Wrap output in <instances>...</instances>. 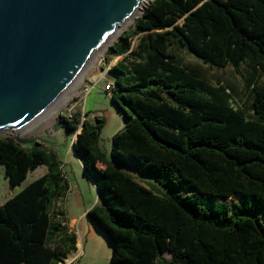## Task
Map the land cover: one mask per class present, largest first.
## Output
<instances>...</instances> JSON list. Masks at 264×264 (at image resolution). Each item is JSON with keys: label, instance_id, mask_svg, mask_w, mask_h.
Masks as SVG:
<instances>
[{"label": "trees", "instance_id": "16d2710c", "mask_svg": "<svg viewBox=\"0 0 264 264\" xmlns=\"http://www.w3.org/2000/svg\"><path fill=\"white\" fill-rule=\"evenodd\" d=\"M179 49L242 72L249 104L235 107L231 87ZM108 54L124 56L110 72L126 117L111 159L103 116L60 122L71 138L81 129L75 150L101 202L88 215L113 246L109 264H264V0H150ZM0 163L12 188L48 168L0 206V264L63 263L77 235L58 152L0 133Z\"/></svg>", "mask_w": 264, "mask_h": 264}, {"label": "water", "instance_id": "95a60500", "mask_svg": "<svg viewBox=\"0 0 264 264\" xmlns=\"http://www.w3.org/2000/svg\"><path fill=\"white\" fill-rule=\"evenodd\" d=\"M149 1L0 0V133L53 148L23 130L55 106L116 28Z\"/></svg>", "mask_w": 264, "mask_h": 264}, {"label": "rangeland", "instance_id": "374dc122", "mask_svg": "<svg viewBox=\"0 0 264 264\" xmlns=\"http://www.w3.org/2000/svg\"><path fill=\"white\" fill-rule=\"evenodd\" d=\"M145 5L140 8L139 13L135 15L133 20L123 25L120 32L112 38L108 45L97 53L80 78H78L76 83L71 87L70 91L68 93L66 92L62 100L37 122L23 130L24 137L33 138L42 136L56 143L54 149L58 152L61 160H63L64 150L71 147V137L68 138V144L66 145L64 130L55 125L59 124L62 112L72 108V113L78 111L83 115L88 113V118L93 122L96 121L97 116H103L105 118L106 125L102 132L101 145L106 154H111L112 138L113 135L119 131L117 127L120 119L119 113L121 114V112H119V108L115 105L111 96L108 95L109 90L106 89V85L113 82L115 79V75L110 72L111 67L124 60V56H111L108 53L111 46L116 43L126 31L134 29L135 22L143 14ZM141 35L142 34L132 39L133 47L138 45ZM178 51L188 63L202 69L211 82L215 84L223 82L229 85L233 95L232 103L235 107L249 104L246 102V82L242 72H239L233 66L216 67L205 64L186 49H179ZM121 115L123 116V114ZM80 130L81 129H79V131ZM76 136L77 134L73 136V139H76ZM60 144L62 145L60 146ZM65 171L68 172L70 190L61 203L62 206L64 203L70 217L84 213L85 210L87 211L96 204L101 203L96 185L85 175L84 169L81 168L78 161L74 167L70 164L66 165ZM47 172L48 168L46 165L39 166L36 170L30 171L27 179L20 186L12 188L5 176V168L0 163V206L3 205L7 199L16 194V192H20L31 182ZM140 181L147 184V179H140ZM218 201L232 204L231 199H218ZM111 257V246L102 244L99 251L85 258L82 264H109ZM166 257L171 258V254L169 252L166 253Z\"/></svg>", "mask_w": 264, "mask_h": 264}, {"label": "crops", "instance_id": "0c3cea01", "mask_svg": "<svg viewBox=\"0 0 264 264\" xmlns=\"http://www.w3.org/2000/svg\"><path fill=\"white\" fill-rule=\"evenodd\" d=\"M114 75V74H113ZM108 95L112 98L111 91H108ZM113 99V98H112ZM116 105V103H115ZM118 107V106H117ZM119 112L123 114V116L119 113V125L117 127V130H120L124 125L126 124V117L122 110L119 109ZM55 126H59L62 128L66 135V145L68 144V138L71 136H68V131L64 123L59 122V124H56ZM81 131V130H80ZM76 139L71 138V147L68 149H65L63 152V169L64 172L68 178V172L65 171L66 165L70 164L72 167L78 163L80 164L81 168L84 169V166L75 150L74 142ZM62 144H60L61 146ZM50 146V145H49ZM54 148V147H53ZM107 157L111 159V154ZM103 167L104 165H100ZM130 173L135 175L139 180L140 179H147L148 177L140 175L136 170L133 169H127ZM74 171V170H73ZM85 175H87L95 184L94 179L88 175L84 170ZM75 174V173H74ZM69 180V178H68ZM70 182V181H69ZM96 185V184H95ZM17 193V192H16ZM63 208L66 212V218L68 220V226L72 232H75L77 235V249L70 254H68L66 260L63 263L60 264H82L85 258H88L90 255L94 254L95 252H98L100 249V246L102 244H108V246H111V253L113 252V246L109 239L100 231L98 230L96 224L90 219L88 212L91 209L85 210L84 213H80L77 216L70 217L68 214L67 209L65 208V205L63 203ZM168 258V257H167ZM170 259V258H168Z\"/></svg>", "mask_w": 264, "mask_h": 264}, {"label": "bare ground", "instance_id": "6f19581e", "mask_svg": "<svg viewBox=\"0 0 264 264\" xmlns=\"http://www.w3.org/2000/svg\"><path fill=\"white\" fill-rule=\"evenodd\" d=\"M144 5H142V6H140L138 9H137V11L133 14V16L127 21V23L129 22V21H131V20H133V18L135 17V15L137 14V13H139V10H140V8H142ZM127 23H125V24H127ZM125 24H123V25H125ZM123 25H121V26H118L117 28H116V30L114 31V33L112 34V36L110 37V39H109V41L100 49V50H102L104 47H106L107 45H108V43L112 40V38L114 37V36H116L119 32H120V29H122L121 27L123 26ZM99 50V51H100ZM96 56V55H95ZM83 73H81L79 76H78V78H80V76L82 75ZM77 78V79H78ZM76 79V80H77ZM76 80H75V82L74 83H76ZM74 83L67 89V93L70 91V89H71V87L74 85ZM66 92L63 94V96L58 100V102L55 104V105H57L61 100H62V98L65 96V94H66Z\"/></svg>", "mask_w": 264, "mask_h": 264}, {"label": "built area", "instance_id": "2783aa9c", "mask_svg": "<svg viewBox=\"0 0 264 264\" xmlns=\"http://www.w3.org/2000/svg\"><path fill=\"white\" fill-rule=\"evenodd\" d=\"M113 88H114V83L113 82H111V83H109V84L106 85V89L109 90V91H111ZM72 114H73L72 113V108H69V109H67V110H65V111L62 112V115L65 116V117H68V118L72 117ZM79 132L80 131H78L77 136H78ZM77 136H76V140H77Z\"/></svg>", "mask_w": 264, "mask_h": 264}]
</instances>
